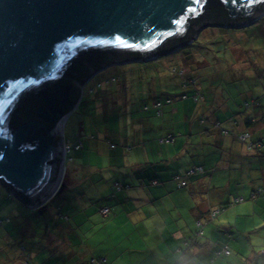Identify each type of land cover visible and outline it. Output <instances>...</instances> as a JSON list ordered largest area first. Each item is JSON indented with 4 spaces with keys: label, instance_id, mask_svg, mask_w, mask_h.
Masks as SVG:
<instances>
[{
    "label": "crops",
    "instance_id": "0c3cea01",
    "mask_svg": "<svg viewBox=\"0 0 264 264\" xmlns=\"http://www.w3.org/2000/svg\"><path fill=\"white\" fill-rule=\"evenodd\" d=\"M125 80L131 87L140 83L142 94L156 89V83L153 86L138 76ZM251 97L249 106L245 101L243 107L221 104L215 109L204 95L200 103L186 100L181 106L166 108L160 121L154 120L159 119L155 114L130 117L128 113L117 144L91 138L87 146L77 149L92 148L103 156L105 165L94 164L90 154L82 157L81 163L68 169L61 199L54 203L57 195L48 203L51 208H40L47 214L53 210L48 216L53 228L48 231L57 232L59 243L64 239L68 243L48 264L53 260V264H264L260 254L264 250V198L251 199L257 187L264 188V103L255 102L252 93ZM244 133L252 136L250 141L261 143V148L248 150L238 138ZM167 135H174L175 143H162ZM147 142L152 143L150 148ZM193 166H203L204 174L184 178ZM178 177L184 178L186 187L177 186ZM119 185L122 190L117 189ZM12 197L0 181V203L7 202L2 207L9 208L15 218L25 206L12 210ZM238 198L243 201L236 203ZM220 208H224L221 214L210 218V212ZM199 221L203 235L198 234ZM84 225L104 234L96 238L99 245L88 260L71 247L83 234ZM1 251L13 264H31L27 250L19 247L20 256L13 258L10 251Z\"/></svg>",
    "mask_w": 264,
    "mask_h": 264
},
{
    "label": "water",
    "instance_id": "95a60500",
    "mask_svg": "<svg viewBox=\"0 0 264 264\" xmlns=\"http://www.w3.org/2000/svg\"><path fill=\"white\" fill-rule=\"evenodd\" d=\"M210 10L227 14L224 27H247L264 0H0L1 183L26 206H47L63 185V123L84 81L65 82L101 56L143 62L188 44L194 30L212 25ZM36 95L44 101L36 118L18 120Z\"/></svg>",
    "mask_w": 264,
    "mask_h": 264
},
{
    "label": "rangeland",
    "instance_id": "374dc122",
    "mask_svg": "<svg viewBox=\"0 0 264 264\" xmlns=\"http://www.w3.org/2000/svg\"><path fill=\"white\" fill-rule=\"evenodd\" d=\"M242 25L222 28L207 25L199 30L188 44L175 49V52L143 62L104 66L97 71L99 74L91 82L89 80L90 83L86 85V82L80 83L81 98L66 121L64 129L65 142L72 149L66 152V171L63 183L66 181L67 169L74 167L75 163H81L80 159L84 156L87 157L90 154L91 158L95 159L94 164L99 167L105 165L103 156L94 153L92 148L87 152L74 148L79 138L83 139L86 146L91 138L94 141L105 140L106 143L113 141L117 144V139L126 129L128 113L130 117L154 115L151 111L140 112L144 110L145 104L157 99L156 95L159 99L165 100L169 95L175 96L190 91L189 88L182 87V81L191 76L197 80L196 83L202 89V93L208 99L210 97L209 107L216 109L221 104H227L232 109L238 108L236 105L243 107V102L251 103V93L254 99H259L264 103V13L251 26L241 27ZM181 72L184 73V79L179 75ZM129 76H138L141 81L150 82L153 86L156 83V89L154 92L146 91V94H142L144 92L140 83L135 84L133 89L132 83L125 80ZM106 77L111 79L116 77V79L109 82L110 84L104 83L101 87H96V83ZM145 88L149 89V86ZM127 90L130 93L133 90L134 94H127ZM184 103L188 101L179 99L174 101L173 105L181 106ZM132 107L136 108L137 113L132 110ZM154 120L160 121V118H154ZM180 138L178 137L179 140ZM151 142H147L149 148ZM106 143L103 147L107 151L109 147ZM140 155L143 157L142 152ZM63 186L65 187L62 185L61 188ZM60 189L54 203L61 199L59 195L63 191L60 192ZM17 199L15 196L10 199L11 209L13 210L15 206L20 207L22 204L25 209L15 215V218L9 214L11 213L9 208L2 207V204L7 205V202L0 203V210L3 209L0 219L6 222L4 225L0 224V264H13L7 259L8 255L2 257L1 250L10 251L12 258L20 256L19 246L21 244L27 247L25 254L32 255L31 264H38V261L40 264H48L54 254L63 251L68 246L66 239L59 243L56 231L52 230L49 233L53 225L48 216H51L53 210L51 209L47 214V212L40 211L42 206L39 210L33 209ZM49 206L47 203L43 210L51 208ZM7 218L11 219V222ZM90 227L82 226L83 234L81 237L78 236L80 241L77 237L75 238V235H69V239H77V242L72 241L74 243V245L71 244L72 249L83 254L87 260L90 253L94 252L99 245L96 238L104 236L103 232L94 233V230H89ZM62 235L65 238L64 231Z\"/></svg>",
    "mask_w": 264,
    "mask_h": 264
},
{
    "label": "trees",
    "instance_id": "16d2710c",
    "mask_svg": "<svg viewBox=\"0 0 264 264\" xmlns=\"http://www.w3.org/2000/svg\"><path fill=\"white\" fill-rule=\"evenodd\" d=\"M220 11V12H219ZM210 17H208L207 20L208 22H210L213 26H221L224 27L226 25H229V21H228V17H227V14L225 13H221V10H210ZM218 15V17H217ZM194 35H196L195 33V30H194ZM178 46H181L179 44H175L173 45L172 47H170L168 50H165L163 51V53L161 55H159L158 57L160 56H164L165 55V52L169 51L172 53V52H175L174 50L179 48ZM157 59V58H156ZM127 60H130V59H127V58H121V56L119 55H109V56H101L98 60V62L96 63H85L83 65H80L78 70L75 72V77H73V79L69 80V81H66L65 83H70V82H76V81H79V82H83L84 83L87 81V80H92L95 78V76H97L98 74H96L94 77L93 76V73L92 72H95V71H99V69H101V67L103 65H107V64H116L117 62H125ZM132 63V62H131ZM175 73H177V71L174 70ZM183 79H184V73L181 72L179 74ZM116 79V77H114V79H111V78H107V79H104V80H99L97 83H96V87H101L104 83H111L112 81H114ZM196 79L193 78V76H191L190 78H186L182 81V87L184 86V88H189L190 91H186V92H182L180 95H175V96H171L169 95L168 98H166L165 100H161L159 99V97L156 95V100H154L153 102L149 103V104H145L144 106V110L145 112H150V111H154V114L158 117V118H163L164 115H165V111H166V108L170 107L173 105L174 101L176 100H192L193 102L195 103H200L201 101H203L202 99L204 98V94L202 93V89L200 88V86L196 83ZM87 83H89V81H87ZM109 83V84H110ZM258 100L256 99L255 102H257ZM44 103L43 101V98H41L40 96L36 95L34 96L32 99H31V102L30 103H26V105L24 106V109L21 110V112L19 113L18 115V120L20 121H27V120H30V119H34L36 118V110L37 108L42 105ZM251 103H247V105L249 106ZM204 122L206 120H203ZM217 123V126L220 127V122H216ZM248 136L246 138H242V136ZM252 136L249 134V133H244V134H241L240 136H238L239 140L243 141L246 143V147L248 150H258L259 148H261L262 144L261 143H254L252 141H250L249 139L251 138ZM80 140L83 142V148H84V141L82 138H80ZM176 141V138L174 135H167L166 137H163L161 138V142L162 143H167V144H173L175 143ZM82 148V149H83ZM199 168H202V172H198L196 174H193L191 175L190 174V171L193 170V169H199ZM68 171V169H67ZM205 172V168L203 166H193L191 167L184 175H182L184 178L185 177H192V176H196V175H199V174H204ZM67 176V175H66ZM184 178L182 177H178L179 181L177 183V186L179 188H184L187 186V183L186 181H184ZM182 182H185V185H181ZM63 185H65V182L63 183ZM117 188L118 190H122L123 186L119 185ZM62 189V188H61ZM60 189V191H61ZM58 194H56L57 196ZM55 196V197H56ZM55 197L51 200L53 201L55 199ZM258 198H264V188L263 187H257L252 196H251V199L252 200H256ZM50 201V202H51ZM243 199L242 198H238L236 200V203H239V202H242ZM50 205V204H48ZM224 208H220V209H216L214 211H211L210 212V218L214 219L216 218L217 216H219V214H221V212L223 211ZM105 210V209H104ZM108 210V209H107ZM108 212V211H107ZM215 214V215H214ZM214 215V216H213ZM4 223L3 220L0 221V224L2 225ZM198 225H199V231H198V234L199 235H203L204 233V230H203V225L202 223H200V221L198 222ZM22 250H27L26 246L21 244L19 246ZM264 250H261L260 254L262 256L263 255V252ZM226 254H230L231 252L230 251H225ZM101 264H105L104 262H100Z\"/></svg>",
    "mask_w": 264,
    "mask_h": 264
},
{
    "label": "built area",
    "instance_id": "2783aa9c",
    "mask_svg": "<svg viewBox=\"0 0 264 264\" xmlns=\"http://www.w3.org/2000/svg\"><path fill=\"white\" fill-rule=\"evenodd\" d=\"M154 59H156V58H154ZM65 122V124H66V121H64ZM64 129H65V125H64ZM246 137H248V136H242V138H246ZM74 148H76V149H82L83 148V142L80 140V139H78L76 142H75V144H74ZM72 149V147H69V146H67V143L65 144V153L67 152H69L70 150ZM66 153V154H67ZM198 172H202V168H199V169H193V170H191L190 171V174L191 175H193V174H196V173H198ZM182 185H185V182H182L181 183V185L180 186H182ZM119 189H120V187H118ZM11 193V192H10ZM12 195V194H11ZM108 210L107 209H105L104 210V212L106 213ZM215 215V214H214ZM213 215V216H214ZM263 253V255H264V251L262 252Z\"/></svg>",
    "mask_w": 264,
    "mask_h": 264
},
{
    "label": "snow or ice",
    "instance_id": "6c2138e0",
    "mask_svg": "<svg viewBox=\"0 0 264 264\" xmlns=\"http://www.w3.org/2000/svg\"><path fill=\"white\" fill-rule=\"evenodd\" d=\"M194 2L197 3V4H200V3H201V0H194ZM195 10H196L195 8L192 9L193 12H194Z\"/></svg>",
    "mask_w": 264,
    "mask_h": 264
},
{
    "label": "bare ground",
    "instance_id": "6f19581e",
    "mask_svg": "<svg viewBox=\"0 0 264 264\" xmlns=\"http://www.w3.org/2000/svg\"><path fill=\"white\" fill-rule=\"evenodd\" d=\"M64 125H65V122L63 123V129H62V132H63V130H64Z\"/></svg>",
    "mask_w": 264,
    "mask_h": 264
},
{
    "label": "flooded vegetation",
    "instance_id": "af4514ba",
    "mask_svg": "<svg viewBox=\"0 0 264 264\" xmlns=\"http://www.w3.org/2000/svg\"><path fill=\"white\" fill-rule=\"evenodd\" d=\"M75 83V82H74Z\"/></svg>",
    "mask_w": 264,
    "mask_h": 264
}]
</instances>
